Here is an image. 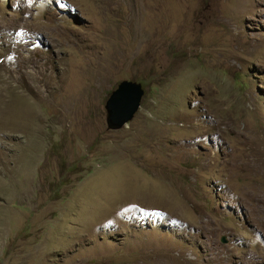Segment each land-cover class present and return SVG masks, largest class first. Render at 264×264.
I'll return each instance as SVG.
<instances>
[{
	"label": "rangeland",
	"instance_id": "rangeland-1",
	"mask_svg": "<svg viewBox=\"0 0 264 264\" xmlns=\"http://www.w3.org/2000/svg\"><path fill=\"white\" fill-rule=\"evenodd\" d=\"M0 264H264V0H0Z\"/></svg>",
	"mask_w": 264,
	"mask_h": 264
},
{
	"label": "water",
	"instance_id": "water-1",
	"mask_svg": "<svg viewBox=\"0 0 264 264\" xmlns=\"http://www.w3.org/2000/svg\"><path fill=\"white\" fill-rule=\"evenodd\" d=\"M145 94L143 84L136 80L124 79L108 97L106 109V123L109 130H119L133 120L141 107ZM223 242H227L225 236Z\"/></svg>",
	"mask_w": 264,
	"mask_h": 264
}]
</instances>
